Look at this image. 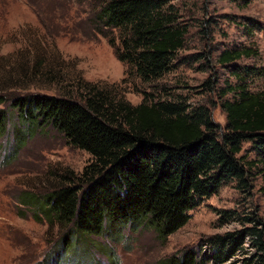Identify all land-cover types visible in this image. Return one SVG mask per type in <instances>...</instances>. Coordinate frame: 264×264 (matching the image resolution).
<instances>
[{
	"label": "trees",
	"instance_id": "obj_1",
	"mask_svg": "<svg viewBox=\"0 0 264 264\" xmlns=\"http://www.w3.org/2000/svg\"><path fill=\"white\" fill-rule=\"evenodd\" d=\"M170 2L106 0L97 14L98 28L110 30L103 33L110 36L119 60L144 83L175 69L179 64L175 59L185 46L188 29ZM249 21L254 30L264 32L259 21ZM116 31L119 44L115 43ZM24 40V47L10 53L11 57L19 55L20 66L10 67L9 77L0 78V105L10 103L17 112L15 118L29 133L51 125L69 145L91 156L81 172L65 169L55 174L57 183L50 184L53 190L25 195L24 203L37 210L35 219L64 230L58 252L71 250L82 236L119 239L124 229L154 230L165 243L190 221V211L224 185L234 180L247 185L251 166L247 156L240 155L244 142L251 143L264 163V88L252 91L248 85L250 79L262 78L264 69L235 63L258 56L253 47L228 49L219 55V64L228 66L239 80L224 90V96L233 93L234 99L222 102L227 118L222 130L205 106L192 108L176 98L151 95L134 106L117 91L95 83L81 81L77 88L64 61L51 64L47 46L37 39ZM52 85L60 92L36 91L37 86ZM10 119L6 107H1L0 134L9 131ZM13 130L7 160L25 139L16 127ZM223 218L225 222L237 220V212L223 211ZM243 221L254 226L215 235L208 241L210 250L188 249L162 264H228L245 250L247 240L255 252L246 264H264V222L254 216Z\"/></svg>",
	"mask_w": 264,
	"mask_h": 264
},
{
	"label": "rangeland",
	"instance_id": "obj_2",
	"mask_svg": "<svg viewBox=\"0 0 264 264\" xmlns=\"http://www.w3.org/2000/svg\"><path fill=\"white\" fill-rule=\"evenodd\" d=\"M105 2L0 0V78L9 77L10 67L20 66L18 54L11 57L10 53L25 45L24 38L37 39L49 49L47 58L51 64L65 62L76 87L81 81L95 83L117 91L134 106L144 102L146 95L157 99L176 98L192 108L205 106L215 123L225 130L227 118L222 102L234 99V94L224 96L223 93L228 84H237L239 80L228 66L219 64V55L228 49L253 47L258 56L244 57L235 63L240 67L264 69V32L254 30L249 23L252 19L264 25V0H172L170 3L179 11V21L188 29L185 46L179 51V59H175V64L179 62L175 69L147 83L131 75L129 65L119 60L110 36L103 33L110 30L104 26L98 28L97 14ZM117 32L115 43L119 44ZM45 79L40 81L45 83ZM35 85L39 83L30 86L33 89ZM248 85L252 91L263 89L264 76L250 79ZM37 87L36 91L49 95L60 92L55 85ZM1 107H6L11 119L9 131L0 134V264L38 261L109 264L108 259L115 264H162L164 259L179 256L188 249L210 250L208 241L215 235L254 226V223H244L247 216L264 222V163L252 151L251 143L244 142L240 155L247 156L251 166L247 185L237 180L224 185L190 211V221L165 243L157 238L154 230L124 229L119 239L106 235L79 236L69 252L64 249L60 253L64 230L51 228L45 219H35L37 210L24 203L28 200L25 195H43L53 190L51 183H57L55 174L65 169L81 172L91 156L69 145L63 134L51 125L30 129L29 133L15 118L17 112L10 103ZM14 127L25 139L17 152L12 148L13 154L7 160ZM232 210L237 212L238 219L223 221V211ZM249 245L247 240L245 250L228 264H246V259L255 252Z\"/></svg>",
	"mask_w": 264,
	"mask_h": 264
}]
</instances>
